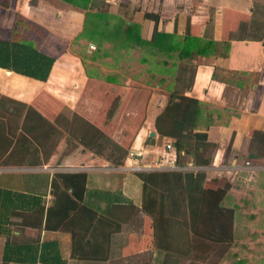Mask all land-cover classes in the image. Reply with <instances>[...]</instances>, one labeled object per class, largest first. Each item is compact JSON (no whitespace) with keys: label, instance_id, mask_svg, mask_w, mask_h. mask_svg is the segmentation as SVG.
<instances>
[{"label":"crops","instance_id":"1","mask_svg":"<svg viewBox=\"0 0 264 264\" xmlns=\"http://www.w3.org/2000/svg\"><path fill=\"white\" fill-rule=\"evenodd\" d=\"M117 2L124 3L128 9L132 7L133 11L125 14L115 12L116 9L113 12L109 10L116 8ZM256 3H264V0H106V11L126 19L127 23L139 24L144 39L152 38L156 26L154 20L145 17L146 12H151L158 16V31L176 33L178 37L184 38L187 28L191 27L201 38L202 44L215 42V45L206 48L205 53L180 58L176 52L148 51L138 45L116 48L110 40L104 41L105 46L97 47L99 42L81 36L87 10L62 0L0 1V39L32 41L38 49L56 58L47 80L30 77L31 86L41 87L34 92L33 97L27 99H17L16 93L11 96L12 89H8L12 85L10 77L22 74L0 67V94L3 98L0 100V114L4 117L9 111L1 108L8 101L25 106L32 118L39 117L43 121L52 119L51 113L38 106H57L63 103L74 108L80 103L79 100H64L54 92L68 89L80 92L94 84V81H99L98 78L107 85H123L139 90L140 93L128 105L137 109L146 106L133 131H129L128 123L134 121L137 113L122 115L116 122L127 125L124 130L118 129L115 133L106 125L114 123L115 118L107 120L105 116L99 120L84 116L85 120L96 127L99 125L103 137L95 135L94 138L85 139L84 147L74 145V149L67 152L51 142L38 146L35 139L25 133L32 143L30 145L37 146L36 153L41 155L44 168L24 175L16 173L15 166L24 165L17 161V157L22 153H31L34 148L28 146L29 143H17L18 133L22 129L14 130L4 117L0 118L4 122V125H0V186L16 191L40 192L44 194L45 205L40 229L22 227L25 222H18L19 218L15 214L14 222L17 225H12L10 234L0 235V264H112L111 253L107 259L88 256L94 240L91 234L80 242L77 238L79 235L73 238L71 231L60 226L65 219L61 220L55 213H48L49 208L54 210L56 205L51 184L54 173L48 170L49 166H66L71 172H85L86 188L89 191H116L119 201H116L115 208L119 209V216L123 218L128 202H123L122 197L131 199L137 207L141 205L142 180L138 171L171 169L176 164L175 138L162 135L156 126L157 118L166 109L171 96L178 97L177 101L187 97L199 103L194 137L205 145L197 149L196 157L209 162L194 165L192 152L188 166L205 170L209 180L224 178L231 182L232 186L223 203L235 208V220L242 214L252 219L264 218V37L260 40L230 38L224 31L226 10L248 11ZM17 15H23L22 22H28L32 29L23 26L20 31ZM19 31L23 34L15 36ZM235 31L238 28L232 32ZM84 42L87 48L82 51L79 45ZM91 45L95 46V52L88 48ZM130 57L131 62L127 63L126 59ZM100 60L105 64L112 60L115 66L106 67ZM93 70L104 71L103 76ZM34 88L28 89L33 91ZM143 91L145 98L141 96ZM45 94L57 98L46 99L42 96ZM36 97L40 100L36 101ZM183 102L185 107L188 101ZM194 107L192 105V110H188L189 121L195 116ZM34 111H38L39 115H33ZM174 115L175 110L169 111L166 114L167 120L170 122ZM152 132L155 135H151ZM254 132L257 133L254 135ZM168 143L174 147L167 148ZM117 145L127 150L120 165L111 161L112 156L121 157ZM131 152H134V156L130 155ZM50 154H87L88 159H82L84 165H64L61 163L69 161L45 159ZM251 154L256 157H251ZM11 155L16 157L10 159ZM100 155L106 156L101 158ZM69 192H72V188ZM70 198L73 204H79L76 196L71 195ZM105 204V200L100 201L101 206ZM236 224L235 221L234 226ZM121 235L122 232L120 239ZM12 240L38 241V245L54 241L58 252L54 258L55 263L6 261L5 250ZM113 249L116 246H110V250Z\"/></svg>","mask_w":264,"mask_h":264},{"label":"trees","instance_id":"2","mask_svg":"<svg viewBox=\"0 0 264 264\" xmlns=\"http://www.w3.org/2000/svg\"><path fill=\"white\" fill-rule=\"evenodd\" d=\"M62 1L87 10L81 36L88 40L101 41L100 46L104 41L110 40L114 42L116 48L119 46L131 48L138 45L145 47L148 51L155 49L167 53L176 52L180 58H184L197 53H205L206 48L215 45L214 41L202 44L201 38L192 31L191 27L187 28L184 38L178 37L176 33L167 34L158 31V16L151 12H146L145 17L154 20L156 26L152 38L147 40L142 37L139 24L127 23L126 19L103 10L102 7L106 4V0H102L103 4L98 0ZM112 17H118V22L113 27H111ZM236 28L238 31L232 32ZM224 31L230 38L262 39L264 37V3H256L248 11L226 10ZM55 60L54 55L38 49L32 41L0 39V67L2 68L45 81L50 76ZM176 98L178 97H170L166 109L157 118L156 126L162 135L175 138L176 164L182 168L138 171L142 180L141 205L137 207L131 199L122 197L123 202H128L126 215L123 218L119 216V209L115 208L116 201H119L116 191L87 190L85 172L54 173L51 184L56 205L54 210L50 207L48 213H55L61 220L65 219L60 226L71 231L73 238L79 235L77 238L80 242L89 234L94 237L88 256L98 258L101 256L107 259L111 253L113 258L116 253L115 249L110 250V246L113 248L117 245L121 232L123 236V231L130 220V214L133 216L138 212L143 214L147 232L143 240L147 242L148 247L156 251L153 264H174L185 255L186 250L180 243L181 235L182 237L188 236V252L191 254L192 264L203 260L199 255L204 251L206 253V249L210 251L216 247L217 254L214 256L221 261L231 248L236 236L234 231L236 211L233 206L224 205L223 200L232 184L224 178L209 180L205 170L188 166L192 152H194V165H204L209 162L196 157L197 149L205 145L194 137L199 103L187 97H181L179 101ZM1 99L3 98L0 94ZM185 100L188 103L184 107L183 101ZM111 101L109 100V104L112 103ZM192 105L196 106L194 107L195 116L189 121L188 110H192ZM171 110H175V115L169 122L166 114ZM108 113L100 118L105 116L107 120L115 118L112 113ZM0 125H4L1 119ZM86 127H89L91 131V138L95 135L103 137L101 130L89 121L84 122L81 127L82 132L87 129ZM256 133L254 132V135ZM23 142L29 143L28 146L32 144L28 137L17 139V143ZM31 147L34 148L31 153H22L17 157L20 164L35 166L42 163L41 156L36 153L37 146L32 145ZM117 147L121 157L112 156L111 161L120 165L123 163L127 150L118 145ZM14 157L16 156H10V158ZM61 157L64 161H69L61 164L84 165L82 158L74 154L61 155ZM66 157H73V159H66ZM70 188H72L71 193ZM71 195L77 197L79 204L72 203ZM102 200L106 201L105 206L100 205ZM15 214L19 218L18 222H25L22 227L31 226L40 229L45 214L44 194L34 190L24 192L0 186V235L10 234L12 225H17L14 222ZM128 217L129 219L126 220ZM38 244V241L12 240L6 247L5 260L55 263L54 258L58 253L57 244L54 241ZM196 251L200 253H195Z\"/></svg>","mask_w":264,"mask_h":264},{"label":"rangeland","instance_id":"3","mask_svg":"<svg viewBox=\"0 0 264 264\" xmlns=\"http://www.w3.org/2000/svg\"><path fill=\"white\" fill-rule=\"evenodd\" d=\"M98 1L103 4L102 0ZM116 4L118 5L116 8H109V10L113 12L116 9L115 12H124L125 14H129L133 11L132 7L128 9L129 7L127 5H124V3L122 2H117ZM105 7L106 5H103L102 9L108 10V8ZM111 14L116 16L115 13ZM22 17L23 15H17V22L19 24L18 29L22 31L23 26L32 29L30 28L31 25L28 22H22ZM117 22L118 19L112 17L111 27L115 26ZM20 31L15 36L20 37V34H23L20 33ZM23 32L26 34V31ZM97 42L100 43L101 41ZM104 43L101 45H104ZM98 46H100V44L97 45V47ZM79 47L80 49H82V51H84L85 48H87V45L84 42L83 44L79 45ZM88 48L91 49L93 52L96 51V49H93L92 47ZM131 57L126 59L127 63L131 62ZM101 62L104 63L103 61ZM107 62L108 64L104 63V66H115L113 65V63H111L112 60H108ZM92 72L97 73V75H102V72L104 71L98 72L96 70H93ZM10 79V82H12V85H10V87L8 88L12 89L10 95L14 96V93H16L17 99H27L26 97H33L34 92L41 87L38 85H36L38 86L37 88L36 86H31L32 81L30 77L15 75L11 76ZM98 79L99 81H94V84L86 86V88L80 92H76L69 89L63 90L62 92H54V94L58 98H63L64 100L71 101L73 98L79 100L80 103L74 108H71L69 105L63 103H59L57 104V106H38V108L42 109L43 111L51 113L52 116L50 117L52 119H46L45 121H43L39 117L32 118V114L28 112L29 110L26 111L27 108L25 106L23 107V105L21 106L20 103L14 104L13 102L8 101H5L7 104L5 107L1 108V110L7 109L9 112L5 117L4 115L0 114V118L4 117L10 128H13L14 130L16 128L22 129V131L18 133V139L23 138L24 136L26 137L25 133H27V135L35 139L38 146L42 147L45 145V143L51 142L55 143V145L58 146V148H60L64 152H67L68 150H73L74 145L84 147V144L86 143L85 139L90 138L91 131L89 130V127H86L87 129L83 133L81 130V127L84 125V122L88 121L84 119V116H90L92 118L96 117L94 119H99L103 115H106L108 112V114L112 113V115L115 116L116 120L114 123H108L106 125L110 129H112L113 133H115L118 132V129L124 130L125 126L127 125L119 124L118 122H116L120 119L122 115L128 116L132 113H137L138 115L137 117H135L134 121L128 123V125L130 126L129 131L135 130V128L139 124V121L141 120L140 116H142L145 112L144 107L146 106L144 105L143 108L137 109L133 106L128 105V103L130 104V100H134L133 97L138 94L139 90L135 91L132 88L126 89L123 87V85L117 87L114 84L107 85L100 78ZM67 85L65 88H67ZM33 87H35V90L29 91L28 88ZM26 88L27 90L25 91ZM42 96L46 99L57 98L56 96H52L49 94H45ZM141 96L145 98L144 91L141 93ZM35 100L38 101L40 99L36 97ZM109 100H112L111 104H109ZM142 103L145 104L144 101H142ZM37 112L35 113L34 111L33 115H39V112ZM90 124L93 123L90 122ZM97 126V128L100 130L99 125ZM130 134H132V132H130ZM66 155L68 154H65L64 156ZM75 156L86 160L88 159L87 154ZM105 156L106 155H100L99 157L104 158ZM47 158L50 160L64 161L63 157L58 155L51 156L50 154L45 156V159ZM66 159H73V157H66ZM5 160L7 161L8 159L6 158ZM22 161L25 162L26 160ZM43 168L44 166H42L41 164L35 166H25V164L15 166V169L17 170L16 173H21L22 175L28 174L29 172H34L36 170H41ZM49 168L50 169L48 170L52 173L70 171L69 168H67L66 166H61L60 168H57L55 166L50 165ZM0 170H2L1 167ZM74 171L75 170H72V172ZM128 219L129 217L126 220ZM235 221L237 222L236 226H234L236 236L231 248L229 249L225 257H223L221 261H218L219 259L217 260V257L214 256L215 254H217V249L215 246H213L215 247L214 249L210 251L206 249V253L204 251L199 255V257L203 260L197 261L193 264H264V218L252 219L251 217L242 214ZM125 228L126 229L123 231L124 237L121 235L122 240L120 239L117 242L116 249L114 250L116 255L112 258V264H153V262H155L154 258L156 256V251L148 247L147 242L143 240L144 234H147L145 229V223L143 220V214L139 212L138 214H135L133 216H131L130 214L128 226H126ZM138 237L140 238L138 239ZM187 237L188 236L182 237V235L180 237L181 246L184 250H186V252L185 255H183L174 264H192V257L191 254H189L190 252H188L189 239H187ZM195 253L200 252L196 251Z\"/></svg>","mask_w":264,"mask_h":264},{"label":"built area","instance_id":"4","mask_svg":"<svg viewBox=\"0 0 264 264\" xmlns=\"http://www.w3.org/2000/svg\"><path fill=\"white\" fill-rule=\"evenodd\" d=\"M91 47H92L93 49H96L95 46H93V45H91ZM173 147H174V145H173L172 143H168V144H167V148L170 149V148H173ZM130 155H131V156H134V152H131ZM248 164H249V162H248ZM173 168H174V169H181L182 167H180V166H178L177 164L174 163V164L172 165V169H173ZM135 169H138V167H136Z\"/></svg>","mask_w":264,"mask_h":264},{"label":"water","instance_id":"5","mask_svg":"<svg viewBox=\"0 0 264 264\" xmlns=\"http://www.w3.org/2000/svg\"><path fill=\"white\" fill-rule=\"evenodd\" d=\"M151 135H155V133L152 132ZM251 157H256V156L254 154H251Z\"/></svg>","mask_w":264,"mask_h":264}]
</instances>
